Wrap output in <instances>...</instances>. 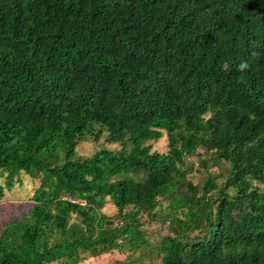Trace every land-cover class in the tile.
Returning a JSON list of instances; mask_svg holds the SVG:
<instances>
[{
	"label": "trees",
	"instance_id": "trees-1",
	"mask_svg": "<svg viewBox=\"0 0 264 264\" xmlns=\"http://www.w3.org/2000/svg\"><path fill=\"white\" fill-rule=\"evenodd\" d=\"M21 173L0 264H264V0H0V202Z\"/></svg>",
	"mask_w": 264,
	"mask_h": 264
},
{
	"label": "rangeland",
	"instance_id": "rangeland-1",
	"mask_svg": "<svg viewBox=\"0 0 264 264\" xmlns=\"http://www.w3.org/2000/svg\"><path fill=\"white\" fill-rule=\"evenodd\" d=\"M149 143L151 146V151L158 153H164L166 151V141L164 136L155 142ZM99 149L116 150L118 149V146L114 144H105L103 143V140L100 139L96 143H92L90 141L80 142L76 146L75 151L77 154L89 156ZM195 161V158L192 157L186 159L185 163L187 166H193V169L195 170ZM187 178L193 184H196L203 179V175L202 173L193 172L192 174L187 175ZM18 179L19 182L13 185L11 191L6 193L0 202V228L6 221L12 219L18 214L26 212L31 205L30 197L32 191L37 186V182L32 181L27 175L23 173L20 174ZM102 211L105 215H112L114 213V209L108 201ZM145 227L149 234L148 240L152 246L155 244V242L159 241L160 237L166 234V230L160 227L157 223H151ZM123 259V255L112 252L95 258L87 257L82 264H117L119 261H123ZM142 264H160V262L155 258L154 255H146Z\"/></svg>",
	"mask_w": 264,
	"mask_h": 264
},
{
	"label": "clouds",
	"instance_id": "clouds-1",
	"mask_svg": "<svg viewBox=\"0 0 264 264\" xmlns=\"http://www.w3.org/2000/svg\"><path fill=\"white\" fill-rule=\"evenodd\" d=\"M245 66H246V65H244V64H241V65H240L241 68H244Z\"/></svg>",
	"mask_w": 264,
	"mask_h": 264
}]
</instances>
